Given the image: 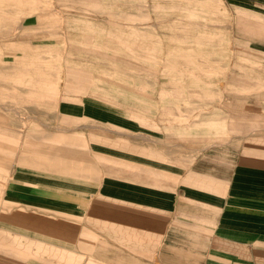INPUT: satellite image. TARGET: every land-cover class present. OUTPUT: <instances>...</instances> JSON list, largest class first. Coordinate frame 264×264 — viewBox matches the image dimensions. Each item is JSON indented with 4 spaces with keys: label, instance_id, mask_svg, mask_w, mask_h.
<instances>
[{
    "label": "crops",
    "instance_id": "0c3cea01",
    "mask_svg": "<svg viewBox=\"0 0 264 264\" xmlns=\"http://www.w3.org/2000/svg\"><path fill=\"white\" fill-rule=\"evenodd\" d=\"M78 1L48 11L60 20L54 42L81 47L61 54V84L27 86L37 116L0 115V264H264V100L196 147L180 135L178 97L148 101L147 86H129L142 100L109 101L93 79L147 71L132 56L146 57L149 12H233L243 27L264 0ZM34 11L19 10L22 28L36 26ZM262 41L240 42L261 60Z\"/></svg>",
    "mask_w": 264,
    "mask_h": 264
},
{
    "label": "rangeland",
    "instance_id": "374dc122",
    "mask_svg": "<svg viewBox=\"0 0 264 264\" xmlns=\"http://www.w3.org/2000/svg\"><path fill=\"white\" fill-rule=\"evenodd\" d=\"M151 1L149 8L154 10L151 5L155 0ZM123 3L124 0L111 1V4ZM66 4H81V1L0 0V115L16 119L37 116L40 110H29L27 104L32 105L41 98L36 89L35 92L27 91V86L47 85L53 91L61 84V54L74 51V56L78 57L80 46H63L54 42L59 37L60 20L48 11L50 7ZM136 4L139 0H133V5ZM33 9L36 26L22 28L15 16L19 10L27 13ZM235 15L233 12H149L147 36L151 40L144 48L146 57L145 53L143 59L132 56L137 59L135 62L146 65L147 71H143L140 64H129L135 71L131 76L124 70L117 71L121 72L120 75L99 70V76L93 79L102 90L101 96L109 101H140L141 94L130 93L128 88L147 86L148 101L178 97L174 100L178 99L181 104L180 135L196 138V147L204 146L206 142L198 140L204 135L218 136L235 130L236 118L257 114L251 109H256L258 101L264 100L261 97H264L261 89L264 88V59H251L253 56L249 52L256 48L255 45L240 42L263 40L259 44L264 46V14L242 13L247 20L243 27L236 24ZM253 20L256 27H252ZM161 21L165 23L164 28L155 29L156 23ZM168 23H172V27ZM17 25L19 28L15 27ZM156 32L166 45L155 42L159 38ZM33 41L35 45L31 44ZM124 45L116 42L111 46L117 48V54L123 57L127 51ZM82 58H75L76 63L80 64ZM103 59L101 63L107 67L108 55ZM166 85L176 86L179 92H160L161 86ZM8 86H14L15 92ZM241 102L249 108V115L238 114L241 113L238 108ZM227 111L231 120L226 124ZM189 114L190 119L184 118Z\"/></svg>",
    "mask_w": 264,
    "mask_h": 264
}]
</instances>
